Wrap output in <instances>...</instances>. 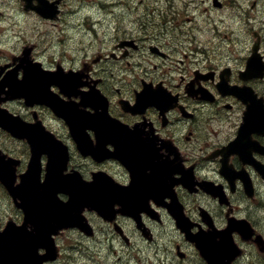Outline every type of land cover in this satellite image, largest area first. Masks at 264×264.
Returning <instances> with one entry per match:
<instances>
[{
  "label": "clouds",
  "instance_id": "obj_1",
  "mask_svg": "<svg viewBox=\"0 0 264 264\" xmlns=\"http://www.w3.org/2000/svg\"><path fill=\"white\" fill-rule=\"evenodd\" d=\"M43 5L54 7L55 16L41 12ZM25 55L44 72L78 75L79 92L97 91L107 101L108 116L132 131L143 127L145 133L156 138V147L163 157L175 160L178 153L182 166L191 170L196 182V190H192L182 182L183 172L173 173V179L180 182L173 183L172 190L183 208V215L192 225L190 229H185L172 211L171 195L164 196L163 202L149 197L148 207L138 214L123 211V205L116 202L111 218L100 209L85 205L80 215L90 232L79 224L59 227L51 233L56 255L49 258V249L45 246L36 250L38 256L44 257L41 264H211L192 237L202 230L211 232L213 228L223 233L233 220L246 224L249 231L232 228L230 236L236 251L228 264H264V245L260 243L264 241V171L246 162L239 152L228 155V164L233 170L247 174L251 192L243 176L233 179L222 171L223 150L238 140L249 103L241 98L246 105L242 111L225 112L222 99L214 96L203 83L210 70L215 76V69L227 68L219 86L226 78L228 87H233L234 71L246 74L254 57L264 64V0H0V83L16 69L17 79L24 80L26 71L20 65ZM250 78H264V75L246 79ZM185 83L187 92L183 91ZM141 84L143 90H140ZM248 88L258 100L264 99V95ZM149 89L166 92L174 102L166 108L147 104L142 111L127 110L143 114V119L141 115L127 117L125 113L113 111L117 95L122 103L127 102L129 108L134 109ZM201 89L212 99L204 98ZM10 90L11 85L5 84L0 94V110H6L25 124L39 123L62 143L68 153L65 175L76 172L86 183H93L97 174L104 173L120 187L132 186L133 171L120 158L126 169H121L122 175L113 176L105 170L104 162L118 157L98 159L92 153L85 154L66 117L47 103L29 104L26 96L7 98ZM49 90L65 102H76L83 111L93 115L97 112L91 104L82 103V95H69L60 84H51ZM190 97L196 100L191 101ZM20 98L35 107L31 113L34 121L28 119L23 110L8 103ZM185 100L189 101V106L181 115L176 108L178 104L183 107ZM42 109L55 111L64 122V136L75 142L84 158H93L96 167L73 163L69 143L46 126ZM157 110L166 128L152 118L151 113ZM224 118L231 121L238 133L233 134L230 129L226 135L218 127V121ZM86 132L94 145L99 143L94 128L89 127ZM250 137L264 149V133L252 131ZM166 143L176 151L170 152L164 146ZM106 148L110 153L117 151L111 142ZM216 156H222L223 168L217 169L222 171V176L203 171L206 161ZM251 157L264 166V151L253 149ZM33 159L34 149L27 171L20 167L21 162L16 165L11 186L0 178V194H3L0 234L8 230L10 223L28 233L35 231V225L27 221L28 211L23 199L12 191L22 184ZM50 161L48 152L40 154L41 183L47 181ZM151 171L149 168L148 172ZM205 182L221 188L223 197L212 192L207 197L189 195L187 190L195 192L197 185ZM57 198L67 204L71 194L60 191ZM194 201L196 207H193ZM201 211L210 216V228L201 220ZM232 211L236 212L235 216ZM214 216H219V221L214 220ZM235 233H239V237ZM222 239L220 235L216 237L217 242Z\"/></svg>",
  "mask_w": 264,
  "mask_h": 264
},
{
  "label": "flooded vegetation",
  "instance_id": "obj_2",
  "mask_svg": "<svg viewBox=\"0 0 264 264\" xmlns=\"http://www.w3.org/2000/svg\"><path fill=\"white\" fill-rule=\"evenodd\" d=\"M40 11L45 15L54 17L56 10L52 6L43 5ZM20 67H24L26 71L24 80L21 81L17 79L18 69L13 70L5 78V81L0 83V94L4 92V85L8 84L11 85V90L7 93V98L26 96L29 104L41 102L53 106L52 95H54L57 99L60 98L49 90V86L53 83H57L62 86V90L67 94L82 95L84 97L82 103L86 105L91 104L97 109V112L93 115L83 111L80 108V105L76 102L69 101L68 111L65 108H61L58 113L64 117L68 115L69 122L73 128L76 139L79 141V145L85 154L92 153L98 159H103L116 154V157L118 158H109L104 162V168L107 172L113 176L122 175L123 173L121 169H126L123 162H125L133 171L134 181L130 188L118 186L104 173L96 175V179L93 183H97L96 185L100 188L99 194L102 203L112 201L115 204L116 202H119L123 205V211L131 214H138L141 209H146L148 207L147 201L149 197H155L158 201L163 202L164 196L171 195L173 196V204L170 206L172 211L180 219V223L185 229H190L192 227L187 218L183 215V208L176 200V194L172 190V184L180 182L173 179V173L176 171L183 172L184 175L182 182L190 189L196 190V182L192 172L191 170H186L182 166L178 153L175 160L163 157L160 149L156 147V138L150 137L148 133H145L143 127L138 126L135 131H132L127 126L110 118L107 114V101L103 96L95 90L89 93H82L78 91L81 83L78 75H71L69 78H61L60 71H57L56 73L44 72L38 65L32 64L28 60L27 55H25ZM225 71H227V68L215 69L216 75L213 76L212 70H210L207 73L208 79L204 80L203 83L208 85V90L214 96H218L222 99L225 112H232L235 114V111H242L246 107L245 102L249 103V109L246 113V122L238 140L229 148L223 150L224 168L222 156H216L214 159H208L206 161L207 167H205L203 171L214 176H222L223 171L225 175L233 179L235 176L241 175L248 183L249 191L251 192V183L248 180L247 174L236 173L228 164V155L232 152H239L246 162L256 164L257 167H260L261 170L264 171V166L259 165L258 162L251 157L253 149L260 151H264V149H261L256 142L251 140L250 137L252 131L264 133V99L258 100L254 92L248 88L252 87L259 94L264 95V78L246 79L248 77L264 75V64L259 63L258 58L254 57L246 74L234 71L232 73L233 87H228L226 78L219 86V83L223 81V73ZM197 87H199V85H197ZM140 90H143L142 84ZM183 91L187 92L186 83ZM201 92H203L204 98L212 99L209 93L203 89H201ZM192 94L195 95L196 93L193 91ZM241 98L245 102L241 100ZM121 99L122 98L117 95L113 103V111H116L118 114L125 113L127 117L141 115V119H143V114L130 113L127 112V110H132L134 112L142 111L143 107L147 104H157L162 108H166L174 102L170 95L166 92H154L150 89L141 96L140 103L134 109H130L128 103L123 102L126 108L124 109ZM190 99L191 101L196 100L195 97H190ZM8 103L23 110V112L27 114L28 119L33 121L35 120V116L31 115V113L35 111V107L28 106L24 98H20L16 101H9ZM182 103L183 107L178 104L176 108L181 115L184 114V108L189 106V101L185 100ZM101 108H103L104 111H100ZM41 114L45 120L46 126L49 127V129L55 134L64 138L65 142L69 143L70 150L73 152L74 164L80 162L91 167L97 166L93 158H84L82 154L79 153L78 149L75 147V142L71 140L70 137L64 136V122L58 117L54 110L42 109ZM6 115V127L4 129L0 127V137L14 143L21 150L20 153L16 151L10 152L8 148L3 147L1 144L0 148L8 156L18 159L19 162H21L20 167L26 170L30 159L31 149L27 139L29 137L26 135L27 133H24L23 127L28 124L23 123L18 118H13L7 113V111ZM151 116L155 120L159 121L160 127H167L161 119L158 110L156 112H152ZM76 121L78 123H76ZM89 127L94 128L97 131L99 138L98 144L94 145L88 136L86 129ZM218 127H220L226 135L229 133L230 129L233 134L238 133V129L232 128L231 121L227 118L219 120ZM19 131L23 135H17ZM41 137H52V140L55 139L50 134H46V136ZM109 142L116 145L117 151L115 153H110L107 150L106 144ZM164 146L168 147L170 152L176 151L169 143H166ZM51 150L57 156L56 161L58 162V167L62 169L60 174L61 180L59 181L61 186L75 188L90 187L93 184L83 181L81 176L76 172L69 175L64 174L68 160V153L66 147L62 143L54 144ZM213 151H216V149L214 148ZM208 155L211 156V153H208ZM119 158L123 162L119 160ZM149 168L152 169L151 173L148 172ZM217 169H222V171L218 172ZM192 190H187L191 197H207L211 195L210 192L219 194L223 197L221 188L213 187L211 182H205L202 186L197 185V191L195 192ZM229 191H231V189H229ZM216 199H219V197H216ZM196 206L197 205L194 201L193 207ZM102 213L111 218L113 215V206L111 208L104 207L102 209ZM199 214L204 225L210 228L212 224L210 216L206 212L203 215V211ZM209 214L211 215V213ZM232 215L235 216L236 212L232 211ZM219 219V216H214V220L219 221ZM232 228H239L245 233L249 231L246 224H238L233 220L231 227L223 233H219L213 228L211 232H204L202 230L201 233L192 237V239L198 242L205 255L211 261V264H228V260L235 253L236 250L232 245L230 236ZM218 235L223 237L220 242H217L216 240ZM235 235L239 237V233H235ZM241 243L244 244L247 242L241 241ZM260 243L264 245V241H260ZM237 259H239V257Z\"/></svg>",
  "mask_w": 264,
  "mask_h": 264
},
{
  "label": "water",
  "instance_id": "obj_3",
  "mask_svg": "<svg viewBox=\"0 0 264 264\" xmlns=\"http://www.w3.org/2000/svg\"><path fill=\"white\" fill-rule=\"evenodd\" d=\"M2 122L3 115L0 114V123ZM35 155L34 152V157ZM36 169L37 163L34 159L29 172L23 177L22 184L12 188L13 193L23 199L24 207L28 211L27 221L35 225V232L28 233L24 228H17L10 223L8 230L0 234V264H19L22 260H29L32 258L31 251L41 246L47 247L50 252L54 248L51 233L55 231V224L65 225L69 219L62 210L64 206L55 197L57 189L47 183L43 186V191H40L39 185L33 183ZM0 178L10 186L13 183H9L10 179L2 164Z\"/></svg>",
  "mask_w": 264,
  "mask_h": 264
},
{
  "label": "rangeland",
  "instance_id": "obj_4",
  "mask_svg": "<svg viewBox=\"0 0 264 264\" xmlns=\"http://www.w3.org/2000/svg\"><path fill=\"white\" fill-rule=\"evenodd\" d=\"M0 144L3 147L8 148L10 152L16 151L20 153L21 149L18 146H16L14 143H11L9 140L4 139L3 137H0ZM2 203H3V194H0V205H2ZM9 211L11 213V209H9Z\"/></svg>",
  "mask_w": 264,
  "mask_h": 264
}]
</instances>
